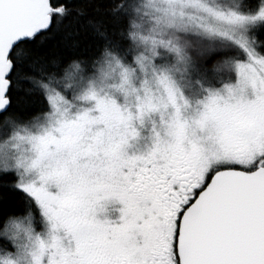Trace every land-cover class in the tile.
<instances>
[{
  "label": "snow or ice",
  "instance_id": "obj_1",
  "mask_svg": "<svg viewBox=\"0 0 264 264\" xmlns=\"http://www.w3.org/2000/svg\"><path fill=\"white\" fill-rule=\"evenodd\" d=\"M0 264H264V0H0Z\"/></svg>",
  "mask_w": 264,
  "mask_h": 264
}]
</instances>
